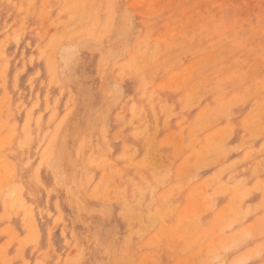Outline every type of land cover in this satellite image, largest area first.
Here are the masks:
<instances>
[{
	"label": "rangeland",
	"instance_id": "1",
	"mask_svg": "<svg viewBox=\"0 0 264 264\" xmlns=\"http://www.w3.org/2000/svg\"><path fill=\"white\" fill-rule=\"evenodd\" d=\"M81 1L76 9L71 0H0V44L7 46L11 69L25 75L24 84L32 80L36 85L35 98L22 102L11 83L6 92L11 100L9 107L4 104V90L0 91L1 121L15 126L17 133L14 144L0 151V160L5 157L19 171L27 170V181L42 196L48 230L56 235L59 244L58 251L47 258V244L37 248L27 245L25 262L19 264H36L39 260L45 264H199L196 260L190 263L189 257L199 252L198 245L193 238L184 239L185 226L176 213L179 208L184 209L188 193L200 187L203 180L209 179L208 189L220 207L228 205L237 190L246 188L256 197L249 203L244 218L252 226L257 221L264 223V0ZM83 6L85 15L81 12ZM166 31L171 42L164 35ZM155 45L158 50L153 55ZM143 50L147 51L145 60L141 57ZM208 54L214 59L194 70L198 60ZM135 57L144 66L143 75L130 62ZM53 62L58 69L56 78L51 70ZM218 73L226 76L221 79L219 74L218 78ZM180 76L182 83L169 84L168 81L176 83ZM194 85H198V90L190 96ZM119 94L122 96L116 99ZM204 115L206 123L196 126ZM28 117L29 144L25 142ZM100 117L112 118L108 143L97 125ZM249 117V122H256L252 129L245 126V118ZM5 132L0 128V135ZM223 132L224 141L219 137L211 145L214 135ZM171 137L180 139L178 152L167 141ZM122 140L132 149L133 157L127 160L122 154H109L107 173L112 172L110 164H115L113 185L124 192L133 216L131 224L123 201L112 193L109 201L96 197L94 185L87 186L84 198L88 211L82 210L81 199L71 193L79 196L76 167L65 173V161L58 156L53 159L65 141L69 150L73 148L74 159L80 160L81 175L99 178L102 171L89 163L88 154L110 153L108 145L113 147ZM84 143L89 145L83 147ZM150 146L159 154L156 163H152L154 149L152 152ZM196 153L203 155V162L193 166L182 179L178 174L180 166L193 162ZM3 197L0 195V247L5 242L1 223L6 209ZM105 202L112 209L108 217L100 212ZM9 218L17 233L9 255L12 264L26 233L21 227L22 216L10 210ZM212 220L210 217L203 222L207 229ZM112 224L117 236L114 256H109L91 244V234L97 228L106 231ZM162 228L164 235L158 239L157 230ZM256 234L261 253L251 257L250 264H264V227ZM204 237L200 235L201 239ZM102 238L108 239L105 234Z\"/></svg>",
	"mask_w": 264,
	"mask_h": 264
},
{
	"label": "bare ground",
	"instance_id": "2",
	"mask_svg": "<svg viewBox=\"0 0 264 264\" xmlns=\"http://www.w3.org/2000/svg\"><path fill=\"white\" fill-rule=\"evenodd\" d=\"M87 0H82L81 2H86ZM92 1V0H91ZM71 2H73V7L79 6L80 4V0H71ZM144 2V1H143ZM156 4V3H155ZM85 5V4H84ZM140 8V3L138 4ZM137 5V6H138ZM150 5V4H149ZM152 6V5H150ZM149 8L153 9V7ZM156 6V5H155ZM147 7V8H148ZM83 9H81V12L84 14L86 13V8L85 6L82 7ZM206 8V6H205ZM137 9V8H136ZM142 9V8H141ZM148 10L149 12L151 11ZM204 9V7H203ZM164 10V9H163ZM153 12H155V9L152 10ZM223 12V10H221ZM137 12V10H136ZM144 12V11H142ZM162 12V11H161ZM159 12V13H161ZM147 13V12H146ZM158 13V12H157ZM156 13V14H157ZM140 14V13H139ZM196 14V13H194ZM198 14V13H197ZM219 14V13H218ZM85 15V14H84ZM141 16L143 14H140ZM148 15V14H147ZM115 16V15H114ZM144 16V15H143ZM218 16V15H217ZM135 17V16H134ZM178 17V16H177ZM194 17V16H193ZM198 17V16H196ZM196 19V18H195ZM221 19V18H220ZM71 21V20H70ZM219 21V20H218ZM217 21V23H218ZM238 21V20H237ZM170 22V21H168ZM246 22V21H245ZM204 23V22H203ZM215 23V22H214ZM211 23V24H214ZM220 24H222L221 22H219ZM237 23V22H236ZM244 23V22H243ZM254 24V22H252ZM256 23V22H255ZM105 24V22H104ZM108 24V22H107ZM183 24V23H181ZM252 24V25H253ZM98 25V24H97ZM122 25V24H121ZM243 25V24H240ZM239 25V26H240ZM246 25V24H245ZM257 25V24H256ZM223 26L222 29H224L225 25H221ZM138 27V26H137ZM186 27V26H185ZM199 27V26H197ZM207 28V26H205ZM204 27V28H205ZM232 26H230L231 28ZM234 27V26H233ZM245 27V26H244ZM243 27V29H244ZM254 27V26H253ZM256 27V26H255ZM52 28V27H51ZM115 28V27H114ZM200 28V27H199ZM205 28V30H206ZM216 28V27H215ZM214 28V29H215ZM240 28V27H239ZM238 28V30H239ZM242 28V26H241ZM198 29V28H197ZM218 29V27H217ZM236 30V28H234ZM233 29V31H234ZM257 29V27H256ZM263 29V28H261ZM67 30V29H66ZM131 30V29H130ZM170 31V29H168ZM175 30V29H174ZM177 30V28H176ZM227 30V29H226ZM231 30V29H230ZM178 31V30H177ZM243 31V30H242ZM161 32V31H160ZM217 32H220L219 30ZM264 32V31H263ZM114 33V32H113ZM181 33V31H180ZM221 33V32H220ZM219 33V35H220ZM225 33V32H224ZM222 33V34H224ZM241 33V32H240ZM256 33V32H255ZM116 34V33H115ZM157 34V33H156ZM221 34V35H222ZM229 34V33H228ZM128 35V33H127ZM155 35V34H154ZM165 37L167 40H169L170 42L172 41L169 36V32H165ZM217 35V34H216ZM220 35V36H221ZM238 35V34H237ZM257 35V33H256ZM130 37V36H129ZM154 37H157L154 36ZM161 35L159 34L160 38ZM174 37V36H173ZM219 36H217L218 38ZM224 39L225 36L223 35ZM24 38V37H23ZM114 38V37H113ZM216 38V37H215ZM234 38V37H233ZM54 39V38H53ZM128 39V38H127ZM133 39V38H132ZM161 39V38H160ZM223 39V40H224ZM236 39V38H235ZM234 39V40H235ZM249 39V38H248ZM126 40V39H125ZM163 40V39H161ZM185 40V39H182ZM222 40V41H223ZM160 41V40H159ZM218 42V41H217ZM158 43V41H157ZM234 43V42H231ZM240 43V42H239ZM116 44V43H115ZM143 44V43H142ZM141 44V45H142ZM155 44V43H154ZM167 44V43H166ZM187 44V43H186ZM244 44V43H243ZM248 44V43H247ZM246 44V46H247ZM19 45V44H18ZM159 45V44H158ZM202 45V44H201ZM218 45V44H217ZM236 47L238 46L237 44H235ZM242 45V43H241ZM239 45V47L241 46ZM168 46V45H167ZM216 45H214L215 47ZM229 46V45H228ZM231 46V45H230ZM243 46V45H242ZM194 47V46H193ZM234 47V48H236ZM259 47V46H258ZM257 47V48H258ZM212 48V47H211ZM244 49H246L245 47H243ZM189 49V48H188ZM192 49V48H191ZM190 49V50H191ZM201 49V48H200ZM225 49V48H224ZM240 49V48H239ZM139 50V48H138ZM158 47L157 45L154 46V50H153V55H155L157 53ZM193 50V49H192ZM191 50V51H192ZM203 50V49H202ZM194 51V50H193ZM237 51V50H236ZM181 52V51H180ZM184 52V51H183ZM182 52V53H183ZM229 52V51H227ZM179 53V52H178ZM188 53V52H187ZM186 53V54H187ZM191 53V52H189ZM177 54V53H175ZM140 55V53H139ZM147 55V51L143 50V52L141 53V57L145 60V56ZM219 55V54H218ZM174 56V55H173ZM215 56V55H214ZM178 57V56H177ZM56 58V57H55ZM186 58V57H185ZM193 58V57H192ZM191 59V58H190ZM214 59L210 54L205 55L204 58L201 59H197L198 60V65L194 68V70H198L201 69V67H203V65L207 64L208 62L210 63V61ZM216 59V57H215ZM236 61V60H235ZM130 62L132 64H134V69H136L138 72H140V74H144V66L140 65L137 60L136 57L132 58L130 60ZM156 60L154 58H152V66H155ZM182 62V61H181ZM123 63V62H122ZM100 64V63H99ZM130 64V63H129ZM131 64V65H132ZM257 64V63H256ZM255 64V65H256ZM129 65V66H131ZM100 66V65H99ZM102 66V65H101ZM252 69V67H251ZM51 70H52V75L54 78H56V75L58 74V69L56 68V64L53 62L51 64ZM187 72V71H186ZM98 73V72H97ZM183 73V72H182ZM231 73V72H230ZM219 74L218 73V78H219ZM222 74V73H221ZM220 74V75H221ZM229 75V73H227ZM41 75V74H40ZM225 75L224 73L221 75V79L222 76ZM99 76V75H98ZM226 76V75H225ZM245 76V74H244ZM170 77V76H169ZM168 77V78H169ZM188 77V76H187ZM224 77V76H223ZM99 78V77H98ZM145 78V77H144ZM163 78V77H162ZM161 78V79H162ZM229 78V77H228ZM244 78V77H243ZM93 79V78H92ZM95 79V78H94ZM192 79V77H191ZM212 79V78H211ZM248 79V78H247ZM24 80H25V75L21 74L19 71H13L11 69V64H10V60L8 57V50H7V46L4 43L0 44V91L4 90L5 92V101L4 104L6 107H9L11 100L10 97L6 94L7 89L10 87V84H13V90L15 91V93L18 94V97L22 100V102H24L26 99L29 100H33L36 96V85L35 83L31 80L28 81L27 84H24ZM123 80V79H122ZM127 80V79H126ZM160 80V79H159ZM169 80V79H168ZM190 80V79H189ZM193 80V79H192ZM204 80V79H202ZM216 80V79H215ZM229 80V79H228ZM243 80V79H242ZM250 80V79H249ZM92 81V80H91ZM184 81L183 76H180L177 79V82H169V84H172L173 86L177 83H182ZM96 82V81H95ZM190 82V81H189ZM234 82V81H233ZM242 82V81H241ZM256 82V81H255ZM74 83V82H73ZM158 82H156L157 84ZM238 83V82H237ZM243 83V82H242ZM212 84V83H211ZM99 86V85H98ZM161 86V85H160ZM264 86V85H263ZM156 87H159L156 86ZM197 87L198 85H194L190 88L191 90V94L190 96H194L195 93L197 92ZM235 87V86H234ZM240 87V86H239ZM82 88V87H81ZM87 88V87H86ZM96 88V87H95ZM90 90V89H89ZM87 91V90H86ZM99 91V89H98ZM248 93H250V91H247ZM258 90L253 91V93L257 94ZM91 93V92H90ZM95 93V92H94ZM226 93V92H225ZM239 94V93H238ZM237 94V95H238ZM243 95H241V98H243L246 94V92L242 93ZM120 95V96H119ZM118 96H116V99L120 98L122 95L119 94ZM124 95V94H123ZM236 95V99L238 98ZM85 96V95H84ZM240 96V95H239ZM87 97V96H86ZM108 98V97H107ZM187 98V97H186ZM19 99V100H20ZM235 99V97H234ZM106 100V99H105ZM104 100V101H105ZM235 101V100H234ZM88 102V101H87ZM229 103V102H228ZM227 103V105H228ZM60 104V103H59ZM82 104V103H81ZM120 104V103H119ZM98 105V104H97ZM96 105V106H97ZM104 105V104H103ZM90 106V105H89ZM118 106V105H117ZM216 107L218 108V106L216 105ZM50 109V108H49ZM85 109V108H84ZM252 109V108H251ZM72 110V109H71ZM90 110V108H89ZM219 110V109H218ZM88 111V110H87ZM103 111V110H102ZM202 111V110H201ZM73 112V111H71ZM101 112V110H100ZM200 112V111H199ZM203 112V111H202ZM219 112V111H218ZM211 113V111H210ZM217 113V112H216ZM204 114V112H203ZM94 115V114H93ZM110 115V114H109ZM211 115V114H210ZM58 116V115H57ZM56 116V117H57ZM86 116V115H85ZM206 115H204V117H201L197 120L196 122V126H201L203 124V122L206 120L207 117H205ZM209 116V115H208ZM252 116V115H251ZM250 116V117H251ZM249 117V118H250ZM69 118V117H68ZM81 118V117H80ZM67 119V118H66ZM220 119V118H219ZM247 122H245V126L246 128H253V126H256V122H249L251 121V118L249 120H247V118H245ZM85 120V119H84ZM29 121H30V117H28L27 119V125H26V136H25V142L27 144H29L31 142V134H30V130H29ZM68 121V120H67ZM94 121V120H93ZM112 121L111 117H100L99 122L97 123L100 124L101 126V130H102V137L103 140L108 143V130L110 128V123ZM81 122V121H80ZM92 122V121H91ZM96 122V121H94ZM180 122V121H179ZM77 123V122H76ZM75 123V124H76ZM206 123V121H205ZM164 125V124H163ZM64 126V125H63ZM62 126V127H63ZM67 126V125H66ZM85 126V125H84ZM89 126V125H88ZM68 127V126H67ZM80 127V125H79ZM0 128L4 129L6 132L3 135H0V151L6 148H10L14 142L15 139L17 137V133H16V128L15 126H9L7 125L5 122L1 121V113H0ZM65 128V126H64ZM77 128V127H76ZM85 128V127H84ZM84 128H82L84 130ZM68 129V128H67ZM79 129V128H78ZM81 129V130H82ZM217 128H215L216 130ZM222 129V128H221ZM76 130V129H75ZM74 130V131H75ZM193 130V129H192ZM224 130V129H223ZM60 131V130H59ZM77 131V130H76ZM93 131V130H92ZM228 134L230 135V129L227 128ZM263 131V130H262ZM81 132V131H80ZM94 133V132H92ZM67 134V132H66ZM75 134V132H74ZM77 135V134H76ZM68 136V135H67ZM70 136V135H69ZM94 136V135H93ZM66 137V136H65ZM75 137V136H74ZM219 137L222 138V142L225 139V134L224 132L221 134L219 133L218 135H214V139L210 142V144H216L218 142ZM71 138V137H70ZM65 139V138H64ZM74 139V138H73ZM60 140V139H59ZM232 140V139H231ZM123 141V140H122ZM167 141L170 144H173V146L176 148L175 151L178 152V148L181 145L180 139L178 141V138L175 137H171L169 139H167ZM230 141V140H229ZM62 142V141H61ZM83 142V140H82ZM147 143L150 144V140L147 137ZM209 143V141H208ZM264 143V142H263ZM56 145V144H55ZM60 145V144H59ZM61 148L58 149L57 154L53 157V159H55V157H60L61 160L65 163V167H64V172L65 173H70L73 172L72 168L75 166V171H76V187L78 189L79 192V196H77V193H74L73 191H71L72 194H74L76 197H78L79 199H81V207L82 210L88 211V209L86 208V204H85V198H84V193L87 189V186L89 185H94L95 188V193L94 195L96 197L102 196L105 200L104 201H109L110 198H108V196L112 193L115 194L121 201H123V203L125 204V216L127 218V221L129 224L133 223V216L131 215V211L129 209V207L127 206V202L124 196V192L122 189L115 187L113 185V173H114V168L116 167L115 164L111 163L110 167L112 172L110 173V175L107 173V166L109 164L110 158H109V154H113V153H119L122 154V157L127 159V160H131L132 159V154H131V148H129V145L126 143V141L120 142L118 141L117 143L114 144L113 147H110V145H108V150H110L109 152H106L105 154H100V155H95L94 153H92V151L90 152V157H89V163L91 164H95L97 166L100 167L102 174L99 178H96L95 175L93 174H86L85 177H83L80 173V160H76L74 159L73 155H72V149L69 150V147L67 146V143L64 141V144H61ZM89 145V144H88ZM87 143H84L83 147L88 146ZM57 146V145H56ZM262 146V144H261ZM73 147V146H72ZM202 148V146H200ZM152 152H153V162L152 163H156L157 157L159 156V154L157 153V150L153 147L150 146ZM184 148V147H183ZM181 149V148H180ZM86 150V149H85ZM84 150V151H85ZM89 150V149H88ZM137 150V149H136ZM202 150V149H201ZM45 151V150H44ZM67 151H69L70 153H68ZM174 151V152H175ZM184 151V150H182ZM194 151V150H193ZM218 151V150H217ZM263 151V150H262ZM176 152V153H177ZM192 152V151H191ZM200 152V151H199ZM249 151H247L248 153ZM79 153V152H78ZM175 153V154H176ZM221 153V152H220ZM253 153V152H252ZM251 153V154H252ZM60 154H62L60 156ZM87 154V153H84ZM189 154V153H188ZM246 154V153H245ZM219 155V154H218ZM222 155V154H221ZM247 155V154H246ZM85 156V155H84ZM194 159L193 155L190 156ZM247 157V156H246ZM245 157V158H246ZM249 157V156H248ZM185 159V158H184ZM181 160V159H180ZM223 160V157H222ZM236 160V159H235ZM182 161V160H181ZM187 161V160H186ZM238 161V160H237ZM236 161V162H237ZM188 162V161H187ZM203 162V155L200 153H196L195 154V160L193 162H188L182 164V166H180V172L178 171V174L181 175V178H186L189 175V172L191 171V169L193 168V166H197L198 164H201ZM179 163V161H178ZM233 163V162H232ZM181 164V163H179ZM235 164V163H234ZM230 165V164H229ZM228 165V166H229ZM257 165V164H256ZM178 166V165H177ZM227 166V165H226ZM233 166V164H232ZM257 167V166H256ZM84 169V168H81ZM196 169V168H195ZM229 169V168H228ZM253 169V168H252ZM222 170V169H221ZM220 170V171H221ZM84 171V170H83ZM223 171V170H222ZM82 172V171H81ZM118 172L120 173V171L118 170ZM218 172V171H217ZM225 172V171H224ZM27 170H21L19 171V169L17 168V166L11 162H9L5 157H2V159L0 160V195H3V199H4V207L6 208L1 216V223L3 224V237L5 238V242L3 243V245L0 247V264H10V251L13 245V241L17 238V233L14 227V224L12 223V221L9 218V214H10V210L14 211V213H16L18 216H22V220H21V227L23 229V231L26 233V237L25 240H21L19 241V246L16 250V261L12 264H19L21 262H25V247L28 245L29 247H35L37 248V246H45L47 244V251L44 253V258H47L50 254H55L56 251H58L59 249V244H58V238L56 237V235L51 231L48 230V220L45 217V214L43 213V208H44V202L42 199V196L38 195V191L37 188L34 186L33 183L27 181ZM89 173V171H88ZM191 174V173H190ZM216 174V173H215ZM219 174V172L217 173V175ZM179 175V176H180ZM221 175V174H219ZM230 176V175H229ZM213 177H217L216 175ZM220 177V176H219ZM217 177V178H219ZM232 177V176H231ZM177 178V177H176ZM178 179V178H177ZM208 179V177L206 178ZM181 180V179H180ZM209 180V179H208ZM207 180V181H208ZM213 180V179H211ZM228 180H230L228 178ZM61 181V180H60ZM205 182V180H203V184H200V187L194 189L192 192L188 193V199L186 202V206L184 207V209L179 208L176 213L177 218L179 220V222L181 223V225L185 226V228H182L183 230V237L184 239L187 240H191V238H193L197 245H198V249L199 252L197 253V255L195 256H191L190 258V263L195 262V260L199 263V264H209L210 262H212L213 264H250L252 262V258L251 257H256L259 256L261 253V245L259 244V238H258V234H256V232H260L262 230V228L264 227V223H260L259 221H257L255 223L254 226L249 225L247 222L248 220L245 217V214L247 213V211H249V203H252V200L256 197L254 196L253 193L250 192H246V188H240L239 190H237L234 195L232 196V199L230 200L228 205H224L222 207H220L218 201L215 200L214 198V193H212L208 188L210 186L209 181ZM243 182V179L240 180ZM258 181V180H257ZM264 182V181H263ZM59 184V183H58ZM238 184V183H237ZM243 184V183H242ZM184 185V184H183ZM221 185H219V188ZM234 186V184L232 185ZM235 186L237 187L236 183ZM234 186V187H235ZM223 187V186H222ZM238 188V187H237ZM260 188V187H259ZM226 189V188H225ZM222 191V190H221ZM248 191V190H247ZM165 190L163 191L164 194ZM3 193V194H2ZM167 193V192H165ZM222 193V192H220ZM165 195V194H164ZM163 195V196H164ZM168 197V194L165 195V198ZM171 197V195L169 196ZM164 198V199H165ZM138 199V198H137ZM167 199V198H166ZM165 199V200H166ZM90 200V199H89ZM169 200V198L167 199ZM58 201V200H57ZM70 201V200H69ZM88 201V200H87ZM79 205V204H78ZM90 205V204H89ZM95 205V204H93ZM181 205V204H180ZM92 206V205H91ZM182 206V205H181ZM98 207V206H97ZM180 207V206H179ZM255 207V206H254ZM96 208V207H95ZM99 208V207H98ZM101 208V213H103L105 216H111L112 213V209L111 207L108 205L107 202H105V204H102ZM181 209V210H180ZM114 210V209H113ZM173 210V207H172ZM157 211V210H156ZM155 211V212H156ZM151 214V213H150ZM52 215V214H51ZM63 215V214H62ZM149 215V214H148ZM87 216V214H86ZM156 216V214H155ZM72 217V216H71ZM153 217V216H151ZM213 217L211 226L207 229L204 226V221L207 220L208 218ZM88 218V217H87ZM73 219V218H72ZM149 219V218H148ZM81 220V219H80ZM88 221V220H87ZM90 221V219H89ZM89 223V222H88ZM87 223V224H88ZM91 224V223H90ZM58 225V224H57ZM93 225V224H92ZM76 226V224H75ZM91 226V225H90ZM107 226V225H106ZM105 226V227H106ZM73 227V226H72ZM177 227H179V225H177ZM77 228V227H76ZM94 228V226H93ZM103 229V228H102ZM101 228H97L94 229L92 231L91 234V244L98 248L99 250L101 249L104 253H106L109 256H114V249H115V240H116V236H117V228L115 226V224H112L109 226V228L106 231H102ZM164 229H160L157 230V232L159 231V235L156 234V236L159 239V236L164 235ZM88 232V231H87ZM86 233V232H85ZM156 233V231H155ZM154 233V234H155ZM105 234L107 236L108 239H105L107 241H102V235ZM204 234L205 237L203 239L200 238V235ZM88 235V234H87ZM155 236V237H156ZM157 237L154 238L152 240V242H156ZM162 237L161 240H162ZM118 238V237H117ZM88 239V238H87ZM201 239V241H200ZM175 240V239H174ZM177 240V239H176ZM200 241V242H199ZM89 243V242H88ZM90 245V244H89ZM84 246V245H83ZM88 247V246H87ZM187 249L186 245H185V250ZM87 250V249H86ZM91 250V249H90ZM100 250V251H101ZM85 252V251H84ZM87 253V252H86ZM98 254V252H97ZM89 256V255H88ZM142 256V255H141ZM189 256V255H188ZM187 256V257H188ZM203 256V257H202ZM99 258V257H98ZM107 258V257H106ZM147 258V257H146ZM184 259V258H183ZM185 259H187L185 257ZM81 260V259H80ZM203 260V261H202ZM106 261V260H105ZM144 258L142 260V262H144ZM187 261V260H186ZM185 262V261H184ZM85 263V262H84ZM104 263V262H103ZM36 264H45L42 260H39L36 262ZM106 264V263H104ZM185 264H187L185 262ZM189 264V263H188Z\"/></svg>",
	"mask_w": 264,
	"mask_h": 264
}]
</instances>
